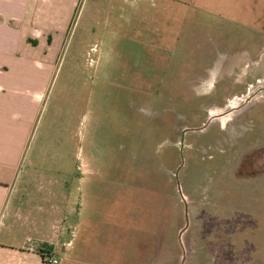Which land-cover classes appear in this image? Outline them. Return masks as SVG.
<instances>
[{"label": "rangeland", "instance_id": "1", "mask_svg": "<svg viewBox=\"0 0 264 264\" xmlns=\"http://www.w3.org/2000/svg\"><path fill=\"white\" fill-rule=\"evenodd\" d=\"M40 16L48 64L16 71L43 80L21 172L81 204L75 264H112V213L116 264H264V0Z\"/></svg>", "mask_w": 264, "mask_h": 264}, {"label": "crops", "instance_id": "2", "mask_svg": "<svg viewBox=\"0 0 264 264\" xmlns=\"http://www.w3.org/2000/svg\"><path fill=\"white\" fill-rule=\"evenodd\" d=\"M80 1L0 0V264H51L49 257L59 264L78 261L72 224L82 215L81 204L71 203V192L54 190L45 175L31 170L23 177L21 172L43 80L16 71L27 66L42 71L40 65L48 64L39 52L50 48L53 34L39 28L40 13H74ZM110 224L109 257L116 264L119 223L113 213Z\"/></svg>", "mask_w": 264, "mask_h": 264}, {"label": "flooded vegetation", "instance_id": "3", "mask_svg": "<svg viewBox=\"0 0 264 264\" xmlns=\"http://www.w3.org/2000/svg\"><path fill=\"white\" fill-rule=\"evenodd\" d=\"M201 252V251H200ZM202 253V252H201ZM198 256V255H197ZM210 256V255H209ZM203 260V261H202ZM184 261H185V257L183 256L182 257V260H181V264H184ZM191 264H215V258L212 256L211 259L209 261H205L204 259H198L197 257V261H191ZM218 264V263H217ZM226 264H228L226 262Z\"/></svg>", "mask_w": 264, "mask_h": 264}, {"label": "built area", "instance_id": "4", "mask_svg": "<svg viewBox=\"0 0 264 264\" xmlns=\"http://www.w3.org/2000/svg\"><path fill=\"white\" fill-rule=\"evenodd\" d=\"M49 262L51 264H59V259L55 257H49Z\"/></svg>", "mask_w": 264, "mask_h": 264}, {"label": "water", "instance_id": "5", "mask_svg": "<svg viewBox=\"0 0 264 264\" xmlns=\"http://www.w3.org/2000/svg\"><path fill=\"white\" fill-rule=\"evenodd\" d=\"M179 173H177V177H178ZM180 185V184H179ZM179 190L181 191V186H179ZM181 194L183 195V192H181ZM185 212L187 214V218H188V206L186 204V209H185Z\"/></svg>", "mask_w": 264, "mask_h": 264}, {"label": "bare ground", "instance_id": "6", "mask_svg": "<svg viewBox=\"0 0 264 264\" xmlns=\"http://www.w3.org/2000/svg\"><path fill=\"white\" fill-rule=\"evenodd\" d=\"M217 116V115H216Z\"/></svg>", "mask_w": 264, "mask_h": 264}]
</instances>
